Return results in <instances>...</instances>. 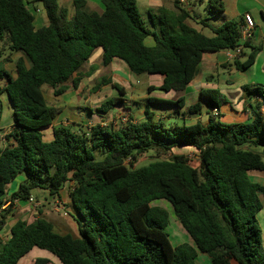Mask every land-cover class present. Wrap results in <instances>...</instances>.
Segmentation results:
<instances>
[{"label":"trees","instance_id":"trees-1","mask_svg":"<svg viewBox=\"0 0 264 264\" xmlns=\"http://www.w3.org/2000/svg\"><path fill=\"white\" fill-rule=\"evenodd\" d=\"M32 1L42 4L48 19L39 29L34 26L30 0H0V43L10 54H22L15 62L16 78L0 69V80H5L0 86V120L1 95L7 96L13 111V128L5 136L13 143L0 148V264H18L34 248L50 252L61 264H198L200 253L211 264H264L263 232L257 219L263 210L264 185L249 177L250 172H264L263 156L254 150L262 147L264 153L260 105L253 110L252 121L225 123L220 109L229 103L227 96L218 89H203L206 124L197 120L167 129L146 108L143 121L130 117L87 130L58 126L50 141L43 132L58 115L46 101L44 85L52 88L54 96L77 90L86 77L81 67L96 49L103 50V66L119 59L135 75L162 76L161 86L149 87V93L184 91L195 79L205 53L237 47L245 19L211 27L213 37H207L191 22L209 27L207 20L224 13L222 0L208 1L211 18L205 20L194 11V0L191 7L174 0V8H150L147 22L137 0H101L103 13L88 11L86 0H73L72 17L58 0ZM148 37L154 39V46L145 44ZM244 47H250L249 40ZM252 49L243 62L244 53L235 59L238 71L254 65L261 48ZM1 60L11 62V57L0 51ZM106 85L117 95L96 109L104 114L123 106L126 95L124 87L107 77L91 92ZM242 89L264 100L263 85ZM148 102L185 108L184 98L175 102L149 98ZM201 109L197 103L187 112L199 117ZM175 147L194 148L198 166H192L186 155H173L135 168L141 155L168 154ZM97 154L103 159L97 160ZM21 176L25 180L7 198V186ZM69 182L73 185L67 187ZM65 187L79 217V236L60 234L51 222L36 217L32 223L17 220L9 239L2 240L15 200L27 201L38 188L48 189L55 198ZM157 200L172 205L191 243L172 245L169 214L152 205ZM34 264L51 262L37 258Z\"/></svg>","mask_w":264,"mask_h":264},{"label":"crops","instance_id":"crops-1","mask_svg":"<svg viewBox=\"0 0 264 264\" xmlns=\"http://www.w3.org/2000/svg\"><path fill=\"white\" fill-rule=\"evenodd\" d=\"M87 5L86 9L89 8L91 11L97 12V13H103L105 10V7L101 0H86ZM145 0H142V2ZM147 2L151 1V3H157V6H162L163 3L157 2L158 0H146ZM224 2L225 10L222 14V18L224 19V22L229 20H236L240 18H244L246 15H250L252 19L254 20L255 27L254 30L251 32L250 37L248 38L251 51L252 48L260 47L261 50L259 51L256 61L252 67L245 71H238L234 66L233 59H228L226 51H222L219 53H205L203 55L202 61L198 67V72L196 74L195 79L188 85L187 89L184 91L179 92H169V93H163V95H160L159 99L161 100H167L171 102H175L180 98L185 99V108L183 109L185 115H183V124L186 125H192L197 122V120L200 121L202 118V110L203 106L206 105V103L201 99L200 92L203 89H218L221 91L222 94L227 96L229 103L227 105H230V110H228L227 107H225V111L227 112L226 115L230 118L229 122H250L253 119V110L260 105V114L264 117V111H261V106L264 104L260 97L256 95H247L243 92V86H264V0H222ZM138 2V0H137ZM70 3V4H69ZM73 0H68L69 7H66L69 10L70 17L74 14V9L72 6ZM41 6V9H43V6L41 3L39 5H31L29 4V8L31 12L35 16L34 26L39 29L48 24V19L46 16L45 11L39 9ZM72 6V7H71ZM196 23V22H195ZM201 26V25H200ZM202 27V26H201ZM197 28V27H196ZM198 30L199 27L197 28ZM244 48L243 53L246 54V49ZM99 49H96L95 52H98ZM250 51V53H251ZM94 52V53H95ZM10 54V52H8ZM93 53V54H94ZM99 55L102 56V62H103V50ZM11 57V62H5L4 60H1L2 65L0 69L7 70L13 78H16V72H15V62L17 59L22 57L21 53H11L9 55ZM7 57V56H5ZM90 61V59H89ZM86 62L81 67V73L86 74L77 90H71L69 89L65 94L61 96H54L49 101V99L45 96L46 101L49 105L55 107L58 110V115L56 116L55 120L53 121V125L47 129H45L44 135L45 139L47 141H50L52 139V132L54 127L58 126H72L75 129H78L79 127H83L87 130V127H91L94 125H102L106 126L111 123H116L119 119L120 114L118 112L120 109L118 107H125V112L128 115L132 116V113L129 111L127 107L130 106V104L139 98H144L143 92L144 89L139 88L138 86H135L131 80L132 75L128 68V66L119 59H114L110 65L103 66L104 68L99 69L97 71L94 69L93 65L90 64V62ZM243 62V60L241 59ZM103 65V64H102ZM201 67V70H200ZM261 67V69H260ZM263 70V73L257 74L256 71ZM106 71V75L102 76V73ZM160 76V75H158ZM111 78L113 82L119 83L122 87L126 90L125 95V104L123 106H118L111 110L109 113H99L96 111V109L105 102V100L110 99L111 97H114L117 95V92L112 88L111 85H106L101 88L100 91L92 94L91 89L103 78ZM159 82L156 84L149 83L147 86V93L148 97L150 98L153 96L156 92L149 93L148 88L151 86L159 87L163 83V78L160 76ZM195 83H198L195 86ZM5 85V80H0V86ZM189 89H192L193 93H199V100H197L196 103L190 104L187 101V96L189 94ZM106 91H109V95H106L104 99H100V94L105 93ZM134 92L138 94H134ZM53 93V91H52ZM170 93H176V98H169L168 95ZM45 94V93H44ZM150 94V95H149ZM244 94V95H243ZM139 95V96H137ZM108 96V97H107ZM143 96V97H142ZM94 97V103H91V105H88V100ZM97 98V99H96ZM158 99V98H157ZM1 101L3 104V113L1 116V120L4 114V110L8 109L9 113L7 114L6 118V127L1 126V120H0V148H3L7 146L5 143L4 146H1L2 140L6 134H8L12 128H13V111L12 107L10 105V102L6 95H1ZM96 101V102H95ZM50 102V103H49ZM136 102V101H134ZM200 103L202 105L201 109V116H193L191 115V119H188V108L191 105ZM204 104V105H203ZM224 107L220 109V113L223 115ZM182 112V113H184ZM137 114L141 116L142 119L145 118V109L144 110H138ZM181 115V113H180ZM205 121L203 122L206 124L208 122V115H204ZM133 118L137 121L136 117L133 116ZM123 119V118H122ZM162 121V118L160 119ZM5 142H7L5 140ZM9 143H13V141H9ZM255 149V148H254ZM25 180V176H21L16 181L11 183L7 186V198H10L11 194L16 192L19 188V185L23 183ZM73 185V182H69L67 184V187H70ZM67 187H65L58 197H52L54 201L52 202H42L43 206L47 205V203H54L56 200H63L65 195L68 193V198L70 200L69 192ZM17 213L12 214L10 213L8 217V223L6 225V228L4 229L2 233V240L6 241L10 237V228L11 226L17 221V220H23L28 223H32L36 217H42L46 219L47 221L51 222L54 226V229L56 232L55 227L57 225L61 227L63 230H70L74 236H79L78 232V223L74 217L68 218L69 216H60L57 213H47L48 210H35L29 207L26 201H21L18 205ZM51 216H54L52 218ZM58 228V227H57ZM59 233V232H58ZM69 231L63 232L62 234H68ZM61 234V233H60ZM4 235V236H3ZM200 258V261L202 264H211L209 257H207L205 254H199L198 259ZM48 259V258H47ZM36 260V259H35ZM50 260V259H49ZM198 261V260H197Z\"/></svg>","mask_w":264,"mask_h":264},{"label":"rangeland","instance_id":"rangeland-1","mask_svg":"<svg viewBox=\"0 0 264 264\" xmlns=\"http://www.w3.org/2000/svg\"><path fill=\"white\" fill-rule=\"evenodd\" d=\"M196 2V5L193 6V9L196 13H198L201 17L202 20H205L206 18H211V14L208 12L209 7H208V1L209 0H203L202 2L205 3H199L197 2V0H194ZM30 4L31 5H39V2H34L32 0H30ZM157 2H161L163 3L162 6L168 7V8H174V0H158ZM58 3L60 6H66L69 7L68 4V0H58ZM183 6L185 7H191L192 6V0H185V2H182ZM157 3H151V1L147 2L146 0L142 2V0H138V7H139V11L140 14L142 15V17H144V19L146 20V22L148 21V11L150 8L152 7H159L157 6ZM72 7V6H71ZM41 10V12L44 9H41V6L39 8ZM88 11H91L89 8H87ZM223 15L221 16H217L215 18H211L210 20H207V24L210 25L209 27H201L199 24L195 23V22H191V25H193L194 27H199V29H201L200 31L207 37H213V33L211 31V27H215V26H220L224 23V19L222 18ZM237 20V19H236ZM145 44L147 46H154L155 45V41L152 37H148L145 40ZM102 49H99L98 52H101ZM0 51L3 52L4 56H9V50L8 48L3 44L0 43ZM251 49L247 48L246 49V54L244 57H242V60L244 61L247 56L250 54ZM98 52H95L92 57L90 58V64L93 65L94 69H96L97 71H99V69L104 68L102 65V56H100ZM2 65V62H0V67ZM261 69V67H260ZM201 70V67H200ZM257 74H261L263 73V70H258L256 71ZM106 75V71H104L102 73V76ZM132 80L131 82L135 85L138 86L141 89H144V92L142 93L144 98H139L137 100H134L136 102H132L130 104L129 107H127L129 109V111L132 113L131 115H128L125 112V107L127 106H123V107H118L120 109V111L118 112V114H120L118 121H121L122 118L125 119H129L130 117H136L137 119H139V121H143L145 120L141 118V116L139 114H137L138 110H144L146 108H149L154 114H155V122L156 123H162L165 128L170 129L171 127H175V126H181L183 125V115H180V112H184L183 109L179 108L177 105H172V104H149L148 102V93H147V86L149 83H154L156 84L157 82H159V78L160 76L158 75H149V74H144V75H135L133 73H131ZM198 83H195V86ZM68 85L71 86V81L68 82ZM45 96L49 99V101L53 98V93H52V88L49 87V85H44L43 87ZM72 90V89H71ZM92 93V92H91ZM244 93V92H243ZM94 94V93H92ZM134 94H138L136 92H134ZM245 94V93H244ZM243 94V95H244ZM106 95H109V91H106L103 94H100L99 96V101L100 99H104ZM150 95V94H149ZM160 95H163L162 92H156L153 96H151L150 98H158L161 97ZM139 96V95H137ZM142 96V97H143ZM169 98L173 99L176 98V93H170V95H168ZM108 97V96H107ZM94 97H92L91 99L88 100V105H91V103H94ZM97 99V98H96ZM109 99V98H108ZM197 100H199V93H193L192 89H189V94L187 96V101L192 104V103H196ZM106 101V100H105ZM96 102V101H95ZM50 103V102H49ZM95 104V103H94ZM204 105V104H203ZM224 107V111H223V116L221 117V121L225 122V123H232L229 122L230 118L226 115V111H225V107L228 108V110H230V105L224 104L222 106V108ZM206 110L207 107L206 105L203 106V110H202V118L200 119V122L203 123L205 121V117L204 115L206 114ZM9 113L8 109L4 110V114L1 120V126L2 127H6L7 123H6V118H7V114ZM183 114V113H182ZM195 115V114H194ZM193 115V116H194ZM197 116V115H196ZM162 118V121H160V119ZM188 119H191V115L188 116ZM117 121V122H118ZM204 124V123H203ZM5 139V137L3 138ZM10 145L9 142H5V140H2V144L1 146H4V144ZM257 153L261 154L263 156L264 159V153H263V149L262 147H256L254 149ZM173 155H186L191 162V165L194 167L198 166L197 163V151L192 148V147H175L170 153L168 154H162L161 151H150L148 153H145L143 155H141L137 162H135V168H140L143 166L148 165L151 162H156V161H163V160H169L172 158ZM96 159L97 160H102L103 156L97 154L96 155ZM249 177L253 182H257L260 183L262 185H264V172H259V171H254V172H250L249 173ZM31 196L34 197L35 199H37L38 201H40L41 203L44 202H52L54 201V199L52 198V196L49 193L48 189L45 188H38L32 191ZM260 200L261 203L263 205V210L258 214L257 219H258V223L259 226L263 232V240H264V196H260ZM59 201L62 204V210L61 212H58L55 210V208L53 207V203H47V205L42 204V206L39 209L36 210H40L41 208L44 210H48L47 213H57L60 216H69L68 218L74 217L76 220L79 218L77 212L72 208L71 206V201L68 198V193L65 195L64 197V201L59 199ZM21 202V201H20ZM18 204H14L12 205L11 209H10V213L15 214L17 213L18 210ZM153 206H160L162 208H164L168 214H169V226L167 228V232L169 234L170 237V241L172 243L173 246H178L181 245L183 243H191L188 234L186 233V231L182 228L178 218L175 216L174 214V210L172 205L166 201V200H157L155 202H153L152 204ZM41 209V210H42ZM50 211V212H49ZM52 218H54V216H51ZM58 227V228H57ZM56 230L59 233H63L66 231H69V233H72L70 230H63L61 227H59L57 225ZM4 236V235H3ZM207 256V255H206ZM208 257V256H207ZM37 258H48L50 259L51 264H61V262L54 256L52 255L50 252L46 251V250H42L39 248H34L30 253H28L24 258H22L20 260V262L18 264H34L35 259ZM198 264H202V262L200 261V258L198 259Z\"/></svg>","mask_w":264,"mask_h":264},{"label":"built area","instance_id":"built-area-1","mask_svg":"<svg viewBox=\"0 0 264 264\" xmlns=\"http://www.w3.org/2000/svg\"><path fill=\"white\" fill-rule=\"evenodd\" d=\"M181 1L185 2V0H181ZM244 19H245V23H244V26L242 27L241 38L237 44V47L232 49V50L226 51L228 59L235 60L238 58V56L240 54L243 53V50L245 48L244 44L248 40V38L250 37L251 32L254 30L255 23H254V20L252 19V17L250 15H246L244 17ZM260 99L264 103V100L262 98H260ZM261 111H264V104H262V106H261ZM217 113H218L217 110H213L214 115H217ZM121 121L125 122V121H127V119L123 118ZM129 162H130V159H128L126 161V164H129ZM26 202L29 205V207H31L32 209H35V210L39 209L43 204L32 196H30V198ZM19 203H20L19 200H15L12 205L19 204ZM9 205H11V202L8 203L7 205H5L2 209L8 207ZM52 205L56 211L61 212L62 204L59 200H56V202H54Z\"/></svg>","mask_w":264,"mask_h":264},{"label":"water","instance_id":"water-1","mask_svg":"<svg viewBox=\"0 0 264 264\" xmlns=\"http://www.w3.org/2000/svg\"><path fill=\"white\" fill-rule=\"evenodd\" d=\"M195 116H196V114H195Z\"/></svg>","mask_w":264,"mask_h":264}]
</instances>
